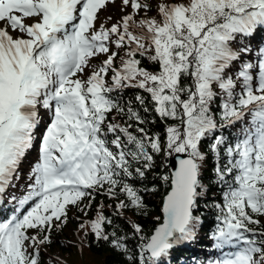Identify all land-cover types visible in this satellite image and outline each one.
Instances as JSON below:
<instances>
[{"label": "snow or ice", "instance_id": "obj_1", "mask_svg": "<svg viewBox=\"0 0 264 264\" xmlns=\"http://www.w3.org/2000/svg\"><path fill=\"white\" fill-rule=\"evenodd\" d=\"M117 4L115 22L100 19ZM258 33L264 0H0V264H42L70 207L87 216L97 194L114 201L109 207L131 232H121L101 203L80 224L85 236L109 243L126 264H167L203 224L196 213L210 190L209 154L222 203L211 205L219 255L208 264H264ZM141 109L166 125L163 139L142 126L156 121ZM34 149L25 175L21 165ZM161 153L175 154V165L157 175L166 193L148 233L126 212L148 216L141 192L155 187L137 183Z\"/></svg>", "mask_w": 264, "mask_h": 264}, {"label": "trees", "instance_id": "obj_2", "mask_svg": "<svg viewBox=\"0 0 264 264\" xmlns=\"http://www.w3.org/2000/svg\"><path fill=\"white\" fill-rule=\"evenodd\" d=\"M110 5L106 10H103L100 14V19L103 20L109 15H113L115 18L119 16L118 14V4H117V15L113 14V11L110 9ZM151 14V13H150ZM99 23V21H98ZM264 34L258 33L255 37L253 43L262 40ZM93 63H96L94 60ZM147 66V61L144 62ZM134 95V90H127L124 93V99ZM215 111V110H214ZM141 114L146 117L148 121H152L155 118V123H146L142 125L146 128L149 134L160 133L163 139L165 124L156 117L154 112L143 113L141 109ZM115 115V113L113 114ZM111 118V117H110ZM217 122L219 123V114H216ZM119 119V117H118ZM126 120V117L123 118ZM171 123V121H169ZM240 126L237 125L238 129ZM232 132H235L236 129H232ZM210 139H205L201 144L202 151H207V145L210 143ZM168 158L165 157L163 153L156 156V167L153 168L147 176V180L144 184H138L137 186L143 189L146 184L149 189L155 187V191L141 192L143 195L145 204L147 205L148 216H141L134 214L132 211L126 212V218L138 221L144 227L145 232L150 233L153 229L156 221L154 217L161 215L160 205L163 199L164 194L166 193V186L162 180L157 178V175H163L168 172L169 167L164 166V162L168 163ZM37 159V150H32L24 164L21 165V168L26 175L31 163ZM213 167L214 159L209 154L205 162V170L203 173V181L206 185H209V191L205 198L200 200V207L197 211V215L202 216L203 224L198 229V234L195 240L187 242L185 245L176 247L169 258H167V264H199L203 262L208 264V260L214 259L219 255L218 250H215L212 247L213 241L210 236L211 233L215 230L216 220L218 210L211 205L213 203H222V187L217 185L214 180L210 179L213 177ZM24 179L20 180V184H24ZM9 191H14L9 189ZM124 197L121 195L120 197ZM84 203H88L87 200ZM103 203L104 214L107 216H112L115 221V226H117L121 232L128 233L130 235L131 229L130 225L126 222L125 218L118 217L114 214L113 208L109 207L114 201L109 197L97 194L95 199L92 201L91 209L87 211V216L76 207H70L69 210V219L66 226H64L61 232L53 231L52 238L53 244L51 246H46L41 252V261L42 264H126V260L122 257L117 251H114L112 247L107 242H97L92 234L85 236V231H89L87 228L84 230L80 229V224L85 220L94 218L97 207ZM261 226H264V217H261ZM109 231L112 229L109 228ZM134 241L129 240V246H131ZM227 250V249H226ZM60 254V257L56 255Z\"/></svg>", "mask_w": 264, "mask_h": 264}, {"label": "water", "instance_id": "obj_3", "mask_svg": "<svg viewBox=\"0 0 264 264\" xmlns=\"http://www.w3.org/2000/svg\"><path fill=\"white\" fill-rule=\"evenodd\" d=\"M174 165H175V154L168 159L169 172H171Z\"/></svg>", "mask_w": 264, "mask_h": 264}, {"label": "rangeland", "instance_id": "obj_4", "mask_svg": "<svg viewBox=\"0 0 264 264\" xmlns=\"http://www.w3.org/2000/svg\"><path fill=\"white\" fill-rule=\"evenodd\" d=\"M111 11H113V8H111L110 9ZM113 14H116L117 15V13L115 12V13H113ZM118 14H119V11H118ZM113 22H115V21H113ZM56 255L58 256V257H60V254L59 253H56Z\"/></svg>", "mask_w": 264, "mask_h": 264}]
</instances>
